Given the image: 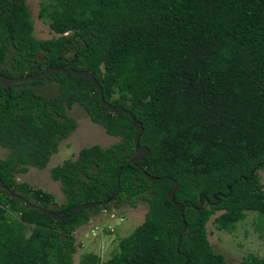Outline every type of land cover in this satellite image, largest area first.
<instances>
[{
    "label": "trees",
    "instance_id": "trees-1",
    "mask_svg": "<svg viewBox=\"0 0 264 264\" xmlns=\"http://www.w3.org/2000/svg\"><path fill=\"white\" fill-rule=\"evenodd\" d=\"M0 11V63L12 46L9 77L61 66L91 71L103 97L128 109L142 124L139 145L148 151L136 165V132L130 117L99 103L85 77L61 72L5 87L0 83V179L28 200L70 214L85 202L119 190L112 205L81 209L55 220L0 189V264H74V231L91 212L147 202L144 220L118 241L104 264H264L249 255L230 263L215 252L206 223L233 231L247 212L261 219L264 236V0H49L38 15L57 36L37 39L26 0L5 1ZM49 81L46 96L34 86ZM17 86L28 87L22 92ZM78 103L89 118L119 140L82 147L73 159L50 168L64 200L16 172L46 167L77 124ZM202 198L199 200V194ZM201 204V206H200ZM186 231L183 233V228ZM180 236L178 247L176 242ZM79 264H103L93 252Z\"/></svg>",
    "mask_w": 264,
    "mask_h": 264
},
{
    "label": "rangeland",
    "instance_id": "rangeland-1",
    "mask_svg": "<svg viewBox=\"0 0 264 264\" xmlns=\"http://www.w3.org/2000/svg\"><path fill=\"white\" fill-rule=\"evenodd\" d=\"M26 2L33 21V36L37 39L56 37L57 35L50 30L47 19L40 18L38 15L40 3L49 2V0H26ZM39 87L41 86L33 88L40 91ZM43 88H46L44 89L46 94L52 93L56 90V85L46 82ZM69 114L74 117L77 126L59 143L58 150L50 156L46 167L39 169L28 165L25 172L15 174L16 181H25L52 193L57 203L64 200V195L60 182L51 178L50 168L61 164L65 159L75 158L82 147L94 144L107 147L119 140V137L108 134L104 127L93 122L78 103L72 105ZM6 154L7 149L0 146V158H4ZM261 180L264 183L263 173ZM146 211L147 202L137 199L134 206L123 204L119 207L111 206L110 209H103L97 213L91 212V218L74 231L76 246L73 253L74 264H79L81 256L87 252L96 253L100 257V262L104 264L112 252L118 249L119 239L129 235L142 223ZM217 213L212 215L206 223L207 238L215 252L222 254L230 263L240 261L249 255L264 256V236L259 230L261 219L256 212H247L244 219L236 223L235 229L231 232L218 230L215 227L213 219Z\"/></svg>",
    "mask_w": 264,
    "mask_h": 264
},
{
    "label": "water",
    "instance_id": "water-1",
    "mask_svg": "<svg viewBox=\"0 0 264 264\" xmlns=\"http://www.w3.org/2000/svg\"><path fill=\"white\" fill-rule=\"evenodd\" d=\"M55 72H61L64 74L73 75V76H77V77H85V78L89 79L98 92L99 103L101 106L106 107V109L112 114H115V115L126 114L130 117L132 124L134 125V127L136 129V132H135L134 137H133L134 154L128 159V161L125 163V165H127L129 163L136 165L143 173H145L144 169L141 168L137 164L142 159V157L146 154V152L148 151L146 146L139 145V143H138L139 135H140L141 131L143 130L142 124L133 117L132 113L128 109L124 108L121 105L115 106V105L111 104L109 101L104 99L102 87L91 71H89V70H78L75 68H65V67H61V66H55L54 67V66L49 65V66L45 67L41 72L36 73V74H24V75H20V76H16V77H9L5 74L0 73V83L2 85H4L5 87H9L11 84H15V83L27 82V81H38V80L44 78L45 76H47L51 73H55ZM145 174L147 175L148 179L151 181L155 180V179H160V180L163 179V180L171 181L173 183V185L169 189V191L167 192V199L170 202L174 203V205L179 210H182L183 203L182 202H176L174 200V192L176 191V189L178 187L177 181L174 178H172L170 176H163V177L157 178V177H154V176L149 175L147 173H145ZM119 176H120V171L117 173V184H118L117 188H116L114 194L110 198L102 200V201L81 203L70 214H67V215L58 214L51 208L42 207L39 203H35V202L28 200L22 194L13 191L12 188H9L1 179H0V189L5 190L9 194L10 197H13V198L18 199L19 201H22L23 204H25L26 206H28L30 208L37 209L40 212H43V213L49 215L50 217H52L55 220L64 221V220H67L69 218L74 217L81 209L92 208L95 206L100 207V206H103L105 204L112 205V202L115 200L116 194L119 190ZM201 198H202V193L199 194V200H201ZM200 206H201V204H200ZM185 231H186V228H185V223H184L183 233ZM179 240H180V236L177 239L176 247H178Z\"/></svg>",
    "mask_w": 264,
    "mask_h": 264
},
{
    "label": "flooded vegetation",
    "instance_id": "flooded-vegetation-1",
    "mask_svg": "<svg viewBox=\"0 0 264 264\" xmlns=\"http://www.w3.org/2000/svg\"><path fill=\"white\" fill-rule=\"evenodd\" d=\"M5 1H8V2H10V3H12L13 2V0H0V11H3L4 9V4H5ZM27 3V2H26ZM1 46V45H0ZM10 51H12V46L11 45H9L8 47H6V57H5V59H4V61L3 62H1L0 63V65L2 66V67H6V68H8L9 67V62H8V56H9V54H10ZM0 73H2V72H0ZM2 74H4V73H2ZM6 75V74H5ZM46 82H49V81H46ZM46 82H44V83H40V84H37V85H35V86H41V87H39V90L41 91V90H43V92H44V89H46V88H43V85L46 83ZM51 83V82H50ZM54 83H52V85H53ZM54 85H56V84H54ZM8 89H9V91H11V88L10 87H8ZM15 90H18V91H20V92H22L23 90H28V87H23V86H17V87H15L14 88ZM34 90H37L36 88H34ZM46 91H48V90H46ZM57 91V86H56V90L54 91V92H52V93H43V92H40V93H42V94H45L46 96H51L52 94H54L55 92Z\"/></svg>",
    "mask_w": 264,
    "mask_h": 264
},
{
    "label": "built area",
    "instance_id": "built-area-1",
    "mask_svg": "<svg viewBox=\"0 0 264 264\" xmlns=\"http://www.w3.org/2000/svg\"><path fill=\"white\" fill-rule=\"evenodd\" d=\"M112 216H114V215H112Z\"/></svg>",
    "mask_w": 264,
    "mask_h": 264
}]
</instances>
